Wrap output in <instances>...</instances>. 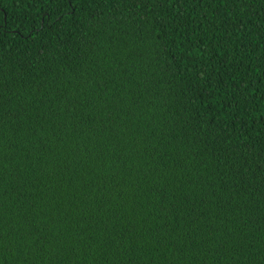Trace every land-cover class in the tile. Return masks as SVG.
<instances>
[{"label": "trees", "instance_id": "trees-1", "mask_svg": "<svg viewBox=\"0 0 264 264\" xmlns=\"http://www.w3.org/2000/svg\"><path fill=\"white\" fill-rule=\"evenodd\" d=\"M0 264H264V0H0Z\"/></svg>", "mask_w": 264, "mask_h": 264}]
</instances>
